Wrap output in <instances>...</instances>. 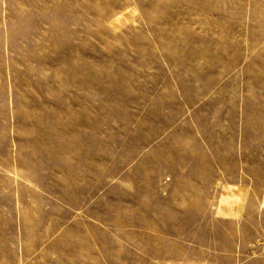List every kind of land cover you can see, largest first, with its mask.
Wrapping results in <instances>:
<instances>
[{
  "label": "rangeland",
  "instance_id": "obj_1",
  "mask_svg": "<svg viewBox=\"0 0 264 264\" xmlns=\"http://www.w3.org/2000/svg\"><path fill=\"white\" fill-rule=\"evenodd\" d=\"M0 264H264V0H0Z\"/></svg>",
  "mask_w": 264,
  "mask_h": 264
}]
</instances>
